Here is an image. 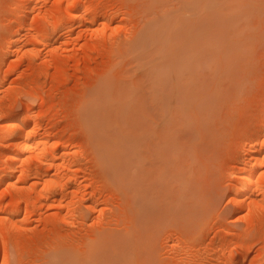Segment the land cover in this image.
<instances>
[{
  "label": "rangeland",
  "instance_id": "374dc122",
  "mask_svg": "<svg viewBox=\"0 0 264 264\" xmlns=\"http://www.w3.org/2000/svg\"><path fill=\"white\" fill-rule=\"evenodd\" d=\"M261 150L264 0H0V264H264Z\"/></svg>",
  "mask_w": 264,
  "mask_h": 264
},
{
  "label": "bare ground",
  "instance_id": "6f19581e",
  "mask_svg": "<svg viewBox=\"0 0 264 264\" xmlns=\"http://www.w3.org/2000/svg\"><path fill=\"white\" fill-rule=\"evenodd\" d=\"M72 5V4H71ZM69 8V7H68ZM79 13V12H78ZM82 14H84V15H86L85 13H82ZM96 14V13H95ZM84 15H82V16H84ZM88 15V14H87ZM89 15H91V14H89ZM88 15V16H89ZM93 15V14H92ZM77 16V15H76ZM88 18V17H87ZM91 18H92V16H91ZM89 19V18H88ZM94 19H96V17L94 18ZM101 19V18H100ZM166 19V18H165ZM168 19V18H167ZM170 19H173L172 20V22L173 21H175L174 20V18L172 17V18H170ZM169 19V20H170ZM178 19V18H177ZM87 20V19H86ZM169 20H167V21H169ZM98 21V20H97ZM159 21V20H158ZM162 21V20H161ZM167 21H165L164 20V22H167ZM171 21V20H170ZM169 21V22H170ZM101 22V21H100ZM160 22V21H159ZM159 22H155L156 24L157 23H159ZM87 24H88V22H86ZM92 23V22H91ZM90 23V24H91ZM162 24H163V22H161ZM160 23V24H161ZM174 23V22H173ZM173 23H170V24H172L173 25ZM75 24V23H74ZM153 24V26H155L154 25V22L152 23ZM167 25H168V22H167ZM85 26V25H84ZM87 26H89V25H87ZM151 26V25H150ZM171 26V25H170ZM158 27V26H157ZM156 26L154 27V28H157ZM164 27H165V25H164ZM172 27V26H171ZM89 28V27H88ZM163 29H165V28H163ZM153 30V29H152ZM155 30V29H154ZM163 31V30H162ZM159 33H160V30H159ZM162 33V32H161ZM155 34V33H154ZM88 111V110H87ZM93 111V110H92ZM93 113V114H92ZM92 113H89L88 114V119L91 121L92 120V118L94 119V116H95V114H94V111L92 112ZM32 119V118H31ZM94 120H96V119H94ZM29 121H30V119H29ZM15 122V123H14ZM13 123H14V128L12 129V131L11 132H13V130H16L17 132V136L15 137V140H16V144L17 145H21V147H25V144L23 143V141H21V139H22V133H23V127L28 123V119H27V117H25V116H23L22 115V117L21 116H19L18 118H16V121H14ZM32 122V121H31ZM13 123H12V127H13ZM34 123H35V121H34ZM11 127V128H12ZM255 149V147H253V149L252 150H254ZM262 151V150H261ZM262 152H264V150L262 151ZM125 156V160H124V162L123 163H121L120 164V168L122 169V171H123V173L126 175V181L127 182H134L135 183V179L133 178V176H134V174H133V172H131L133 175L131 176L130 175V173H129V168L130 167H132L131 165V163H132V161H131V158H132V155L131 154H129V152L127 151L126 152V155H124ZM264 156V155H263ZM45 156H42V155H40L39 156V158H44ZM253 157H255V161H256V166H253L252 168H249V169H247L246 170V172H245V174L242 176V178L243 179H250L251 181H249L248 183H246V184H244V186H243V188H242V190L238 193V195H237V197H236V203H237V205H239L240 207L242 206V205H244L246 202H247V204L249 205V206H258V205H260V206H262L261 204H263L264 203V172H259V167H260V164L262 165V160H260V158H261V156H259V157H257V155H255V156H253ZM262 158H264V157H262ZM11 159H12V161H18V159H19V155L18 154H14V155H12L11 156ZM45 159V158H44ZM264 160V159H263ZM51 164V163H50ZM49 164V165H50ZM130 171H132L131 170V168H130ZM33 172V171H32ZM75 172V171H74ZM29 173H31V172H29ZM257 173H259V176L260 177H262L263 178V181L261 182L262 183V185H261V188H260V190H261V192H262V196H260L259 194H252V191L254 190V189H256V188H258V186H259V182H257V180H255V179H252V177H253V175H255V174H257ZM75 174H77V172L75 173ZM71 175V174H70ZM66 176H69V175H66ZM72 176H74V175H72ZM76 177V176H75ZM134 177H136V176H134ZM77 178V177H76ZM261 178V179H262ZM69 179V178H68ZM73 180H74V178H73ZM56 180H55V178L53 179V178H51V179H48V180H46V183L47 184H56ZM137 202V201H136ZM136 205H138L137 203L135 204V206ZM243 207V206H242ZM138 211H139V207H138ZM14 216V215H13ZM11 217L10 218V221L14 224V227H16L17 226V223L19 222V220H26L27 218L25 217V216H14V217ZM18 221V222H17ZM12 224V225H13ZM19 224H21V223H19ZM19 226H22V225H19ZM16 230H17V228H16ZM92 247V245L91 246H89V251L90 252H92V254H91V258H88V256H85V253H82L81 255H79V256H77L76 257V259H75V256L73 255V254H71V253H68V252H70L71 250H67V249H65V250H62V251H66V252H61V251H58V252H61V253H57V252H55V254H61V255H59L60 257H61V259L63 260L64 258H66L67 257V261L66 260H64V261H62V260H60V261H58V263L59 262H65L64 264H98L97 263V260H96V258L93 256V253H95V250H96V248L98 247H94V248H91ZM82 250V249H81ZM51 255H53V254H51ZM90 256V255H89ZM59 257V258H60ZM243 257V256H242ZM242 257H240V259L242 258ZM51 258H54V257H51L50 256V258L49 259H51ZM244 258V257H243ZM241 259V261L239 260V261H235V260H231V261H229V262H231L230 264H257L258 262H260L259 260H258V262L255 260H250V258H249V260H248V258L246 259V257L244 258V259ZM52 260V259H51ZM51 260H49L50 262H51ZM54 260V259H53ZM52 260V261H53ZM55 260H57V259H55ZM54 260V261H55ZM246 260H248V261H246ZM54 264L56 263V262H53ZM264 263V262H263ZM57 264V263H56ZM225 264V263H224Z\"/></svg>",
  "mask_w": 264,
  "mask_h": 264
}]
</instances>
